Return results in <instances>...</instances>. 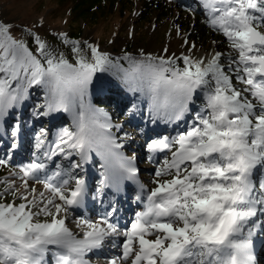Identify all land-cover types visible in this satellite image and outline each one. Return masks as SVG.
Returning <instances> with one entry per match:
<instances>
[{
  "label": "snow or ice",
  "instance_id": "6c2138e0",
  "mask_svg": "<svg viewBox=\"0 0 264 264\" xmlns=\"http://www.w3.org/2000/svg\"><path fill=\"white\" fill-rule=\"evenodd\" d=\"M166 3L176 50L0 16V264H261L264 0Z\"/></svg>",
  "mask_w": 264,
  "mask_h": 264
},
{
  "label": "rangeland",
  "instance_id": "374dc122",
  "mask_svg": "<svg viewBox=\"0 0 264 264\" xmlns=\"http://www.w3.org/2000/svg\"><path fill=\"white\" fill-rule=\"evenodd\" d=\"M71 7L69 0H0V16L5 20L14 21L17 27L43 20L46 21L44 27L49 32L59 29L71 37L75 36L77 27H80V38L94 42L113 54L120 49L132 52L141 47L153 51L169 43L173 50H176L178 42L170 40L167 35L171 26L178 24L187 30L192 23L181 10L168 5L166 0H105L102 8L93 10L94 16H88L85 20L79 19L78 22L72 15ZM91 19H96L97 23H92ZM73 22L76 23L72 24ZM152 25H156L155 31ZM129 30L135 32L134 39H129ZM191 39L195 40L198 46L203 44L207 47L211 38L203 26L197 23L196 33ZM109 40H114V44H109ZM125 131L134 134L131 128L126 127ZM135 147L133 144L132 148ZM140 168L142 179L148 180L147 169L150 165L145 162ZM259 247L257 244V249ZM261 264H264V255L261 256Z\"/></svg>",
  "mask_w": 264,
  "mask_h": 264
},
{
  "label": "trees",
  "instance_id": "16d2710c",
  "mask_svg": "<svg viewBox=\"0 0 264 264\" xmlns=\"http://www.w3.org/2000/svg\"><path fill=\"white\" fill-rule=\"evenodd\" d=\"M66 1V0H64ZM72 3V7H71V11H72V15L74 16L75 21L79 19L85 20L86 17L90 16H94L93 15V10L103 6V4L105 3V0H69ZM96 16V15H95ZM92 21V23L96 24L97 21L95 20H90ZM76 22H73L72 24H74ZM77 27V26H76ZM81 28L77 27L76 32L74 33L75 36L73 38H80V34H81ZM72 33V35H74Z\"/></svg>",
  "mask_w": 264,
  "mask_h": 264
}]
</instances>
